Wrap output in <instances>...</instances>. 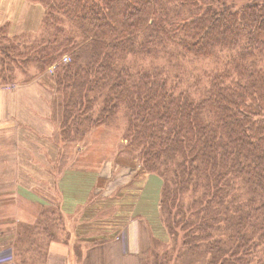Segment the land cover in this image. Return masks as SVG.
<instances>
[{
	"label": "trees",
	"instance_id": "16d2710c",
	"mask_svg": "<svg viewBox=\"0 0 264 264\" xmlns=\"http://www.w3.org/2000/svg\"><path fill=\"white\" fill-rule=\"evenodd\" d=\"M31 1L76 32L51 25L21 50L0 33V82L12 67L53 65L61 130L79 139L123 114L131 150L162 179L160 222L171 241L182 232L174 255L193 251L185 264H264V0ZM200 59L211 67L180 86L185 62ZM168 245L141 264H171Z\"/></svg>",
	"mask_w": 264,
	"mask_h": 264
},
{
	"label": "rangeland",
	"instance_id": "374dc122",
	"mask_svg": "<svg viewBox=\"0 0 264 264\" xmlns=\"http://www.w3.org/2000/svg\"><path fill=\"white\" fill-rule=\"evenodd\" d=\"M246 1L247 0H236V2L241 3ZM3 12L4 9L1 10L0 14V33H4L9 38L13 37L15 41L19 43V50L23 47L29 48L37 44L38 41L45 42V40L41 37L46 33V31H48V28L51 25L63 26L64 33H72L73 30L76 32V27L72 24V20L67 17H63L60 14L56 15L55 12H52L53 14H49V16L45 19L43 16L44 22L41 23L44 24L42 28L40 23L37 30L33 33L20 31L16 23H12L9 20L4 19L6 17H4ZM44 26H47L45 32L43 31ZM72 52V50L62 52L59 58L62 57L63 59V57H68V62L69 60L71 62L73 58ZM147 58H138L137 60H134L132 56H129L128 61H132L136 66H148L151 61L161 65L162 60ZM164 65L166 66V63ZM211 65L212 64L207 59L185 62L183 70L181 71V73H183L180 76L181 81H178L177 83L180 86L187 87L190 85L192 78L199 75L202 71L208 70ZM50 67L51 66L49 65L42 66L32 61L24 68L17 66L12 67V78H7L9 81L0 82V103H2L3 106V108L0 107V115L2 116L0 118V133L3 134L0 135V212L2 214L6 210L8 214L9 205L14 204L15 202L13 196L15 184L33 185L36 192L40 193L41 187L48 186L51 188L52 184L56 183L58 179L57 175L44 178L40 176H24V164L19 166L16 164V160L18 157L23 155V152L26 149V145L21 144V140L16 137L18 132L22 133L25 127L29 128L27 124L29 120L28 112H25V108H14L13 106L14 104L24 105L25 102L30 104V97L26 96L25 92L20 89H30L32 92V100L33 98H36L39 106L44 105L48 107L47 116L48 126L50 129L49 151L51 156H53V153H58V156L51 161L54 164V169L62 172L63 168L66 167H69L70 169H79L91 166H100L102 162V164L107 166L108 169H111L115 163L116 169L130 168L132 171L135 170L136 173H134L128 181L130 184L133 180L136 181L139 179L138 177H135L136 175L146 174V171L142 168L141 163L136 156V152L131 150L132 147L124 137L123 128L125 127V116H123V114L120 113L111 126L101 124L91 127L81 139H79L78 136L74 137L72 134L68 136L61 130L63 109L62 92L56 87V75H54V73L50 70ZM172 72L174 74L175 70H172ZM33 93L35 97L33 96ZM11 120H13L14 126L11 125ZM32 121L33 126L36 125L37 128L40 127V121L35 119L34 116H32L31 122ZM33 139L35 140L36 138L33 137ZM62 155L64 156V161L62 160ZM127 159H130L131 161H127ZM16 168L17 170H15ZM116 169L114 168L113 170ZM116 174L117 171H114L112 176L109 177V180H113L115 183L116 180L114 177ZM151 175L153 176L145 182L144 189L140 194V206H144V212L151 215L152 218L158 217L160 223L159 225L162 226L164 231V236L160 240L154 238L155 236L152 234L150 226L148 225L149 230L147 232L145 242V256L146 254H149L152 248H162L165 244H169L166 249H170L173 253L171 264H185L184 262L187 258H195L192 253L193 251L186 252V256L177 257L174 255V248H176L175 253H178L181 248L183 235L179 230L176 240L171 241V237L166 226L161 224L158 204H160L159 198L162 187V179L156 173ZM118 186L123 185L120 183ZM49 196H52V194L49 193ZM49 200L50 202L51 200L55 202V198L50 197ZM59 208L60 207L54 208V211H52V213H55L56 210L59 211L57 213V217H60L61 214ZM33 210L34 209L28 208L26 210V215L28 217L33 215L36 216L35 220H41L39 217L41 216V213L37 209ZM22 212L25 213V210L22 209ZM49 217L50 219L47 222V220L45 221L43 214L42 220L44 222L34 224V227L32 226L33 229L31 232L34 231L32 237L30 234H28L29 236H26L23 233L24 223L17 224L16 226H0V240L8 238L14 229L18 232V236L20 237L19 240H16V250L18 255L15 254V249L9 241H5L0 244V264H19L17 259H15L17 257L20 259L22 264H41L42 262H40V260L41 257H43L45 246L53 240H62L63 237L62 232H57L58 226L55 215H52V217L50 215ZM127 218L128 217L121 219L122 225L119 231L123 230L126 232ZM155 219H152L154 222L153 225L157 226L158 224ZM103 223H105V226L108 227L112 224V230H115L118 227V221L115 220V217ZM58 225H60V223H58ZM101 226H103V224H101ZM145 256H142V260H144ZM142 260L141 262H143ZM174 260H176V262L173 263Z\"/></svg>",
	"mask_w": 264,
	"mask_h": 264
},
{
	"label": "crops",
	"instance_id": "0c3cea01",
	"mask_svg": "<svg viewBox=\"0 0 264 264\" xmlns=\"http://www.w3.org/2000/svg\"><path fill=\"white\" fill-rule=\"evenodd\" d=\"M2 9L6 17L4 19L16 23L19 30L25 32L33 33L37 30L44 15V7L31 0H0V14ZM20 90L30 97V104L25 102L24 105L14 104L13 106L25 108V112H28L29 128L25 127L16 137L21 140V144L26 145L25 151H20L23 155L18 157L16 164L18 166L24 164V176L44 178L57 175L58 179L51 188L41 187L40 193L36 192L33 185L15 184L13 193L15 202L9 205L8 214L7 210L3 214L0 212V226H16L24 223L34 227V224L44 222L43 214L47 222L50 215L51 217L55 215L57 232H62L63 237L62 240H53L45 246L41 264H141L145 256L148 225L153 235L158 238L164 236L158 217L152 218L145 213V208L140 206L139 201L145 182L153 175L147 173L136 175L135 177L139 179L133 180L130 184L128 181L136 173L135 170L116 169L115 163L111 169L102 164L103 162L100 166L79 169L66 167L62 172L54 169L51 161L58 156V153H53L51 156L49 151L48 107L39 106L36 98L32 100L30 89ZM33 96L35 97L34 93ZM0 107L3 108L2 103ZM32 116L40 121V127L33 126ZM10 123L14 126L13 120ZM0 135L3 134L0 133ZM33 137L36 139L34 140ZM62 157L64 161V156ZM127 161L131 160L127 159ZM114 168L116 170H113ZM114 171H117L114 177L115 183L109 180ZM120 183L123 186H118ZM49 193L52 196H49ZM50 197L55 198V202L53 200L50 202ZM57 207H60V217H57L59 211L52 213ZM28 208L37 209L41 213L39 216L41 220H35L36 216L33 215L28 217L26 215ZM114 217L118 221V227L112 230V224L108 227L103 222ZM125 217H128L126 232L119 231L122 225L121 219ZM152 219L157 221V226L153 225ZM31 233L32 237L34 231ZM19 239L18 232L14 229L8 238L0 240V244L9 241L17 254L16 240ZM15 259L22 264L18 257Z\"/></svg>",
	"mask_w": 264,
	"mask_h": 264
},
{
	"label": "built area",
	"instance_id": "2783aa9c",
	"mask_svg": "<svg viewBox=\"0 0 264 264\" xmlns=\"http://www.w3.org/2000/svg\"><path fill=\"white\" fill-rule=\"evenodd\" d=\"M67 58H68V57H63L62 60H63L64 62H67V61H68Z\"/></svg>",
	"mask_w": 264,
	"mask_h": 264
}]
</instances>
